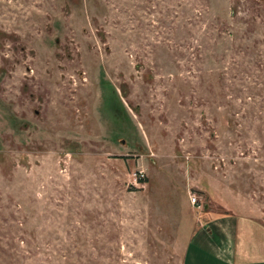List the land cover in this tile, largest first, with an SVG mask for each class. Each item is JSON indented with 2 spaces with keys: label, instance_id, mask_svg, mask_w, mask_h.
<instances>
[{
  "label": "rangeland",
  "instance_id": "obj_1",
  "mask_svg": "<svg viewBox=\"0 0 264 264\" xmlns=\"http://www.w3.org/2000/svg\"><path fill=\"white\" fill-rule=\"evenodd\" d=\"M205 210L264 223V0H0V264H181Z\"/></svg>",
  "mask_w": 264,
  "mask_h": 264
},
{
  "label": "crops",
  "instance_id": "obj_2",
  "mask_svg": "<svg viewBox=\"0 0 264 264\" xmlns=\"http://www.w3.org/2000/svg\"><path fill=\"white\" fill-rule=\"evenodd\" d=\"M197 212V223L188 234L181 264H264L262 221L227 211L208 212L212 217L206 219L207 210Z\"/></svg>",
  "mask_w": 264,
  "mask_h": 264
},
{
  "label": "built area",
  "instance_id": "obj_3",
  "mask_svg": "<svg viewBox=\"0 0 264 264\" xmlns=\"http://www.w3.org/2000/svg\"><path fill=\"white\" fill-rule=\"evenodd\" d=\"M189 201H190V204L191 205H195L196 206V208H198L200 205L198 204V200H196V198H195V196H191L190 198H189Z\"/></svg>",
  "mask_w": 264,
  "mask_h": 264
}]
</instances>
